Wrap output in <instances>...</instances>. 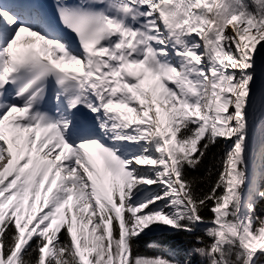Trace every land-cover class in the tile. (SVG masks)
<instances>
[{
    "label": "snow or ice",
    "instance_id": "1",
    "mask_svg": "<svg viewBox=\"0 0 264 264\" xmlns=\"http://www.w3.org/2000/svg\"><path fill=\"white\" fill-rule=\"evenodd\" d=\"M258 202L264 0H0V264H264Z\"/></svg>",
    "mask_w": 264,
    "mask_h": 264
},
{
    "label": "trees",
    "instance_id": "2",
    "mask_svg": "<svg viewBox=\"0 0 264 264\" xmlns=\"http://www.w3.org/2000/svg\"><path fill=\"white\" fill-rule=\"evenodd\" d=\"M219 152H220L219 149H213V154H211V155L208 157V159L205 160L204 168H202V169L200 170V172L198 173V175H200V176H203V175H204V169L207 168L209 165L214 164V161H213V158H212L213 155H218ZM212 178L215 179V174L213 175ZM256 214L259 215V216H264V202H258V203L256 204ZM205 239H207V238H205ZM146 245H147V244H143V245L141 246V248H140V252H141L142 255H144V254H143V248L146 249ZM146 257H149V255H146Z\"/></svg>",
    "mask_w": 264,
    "mask_h": 264
}]
</instances>
